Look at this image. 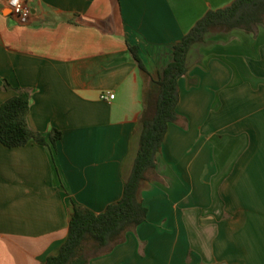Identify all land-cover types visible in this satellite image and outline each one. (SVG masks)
I'll use <instances>...</instances> for the list:
<instances>
[{
  "label": "crops",
  "instance_id": "1",
  "mask_svg": "<svg viewBox=\"0 0 264 264\" xmlns=\"http://www.w3.org/2000/svg\"><path fill=\"white\" fill-rule=\"evenodd\" d=\"M232 1L23 0L20 24L0 0V104L27 89V124L46 138L0 142V264H44L72 204L100 213L121 198L150 79L208 9ZM186 67L178 118L139 188L146 219L88 264H264L262 24L211 29Z\"/></svg>",
  "mask_w": 264,
  "mask_h": 264
},
{
  "label": "trees",
  "instance_id": "2",
  "mask_svg": "<svg viewBox=\"0 0 264 264\" xmlns=\"http://www.w3.org/2000/svg\"><path fill=\"white\" fill-rule=\"evenodd\" d=\"M262 23L264 0H233L224 7L208 9L173 45L172 60L156 79H150V86L144 90L139 146L121 198L100 213L72 204L67 236L57 253L48 255L44 264H88L92 258L122 243L126 232L145 221L147 208L139 198V188L156 166L168 124L178 118V79L187 71L188 51L193 44L202 41L211 29L240 28L256 32L257 26ZM129 51L140 70L146 73L137 53L138 48L129 45ZM28 109L29 91L22 88L16 89L14 96L0 104V142L4 146L18 147L30 141L46 144L45 136L28 126ZM60 138L61 132L53 129L48 141L54 146Z\"/></svg>",
  "mask_w": 264,
  "mask_h": 264
},
{
  "label": "built area",
  "instance_id": "3",
  "mask_svg": "<svg viewBox=\"0 0 264 264\" xmlns=\"http://www.w3.org/2000/svg\"><path fill=\"white\" fill-rule=\"evenodd\" d=\"M8 5L11 9V13L16 18L17 22L20 24H26L30 19V9L23 2V0H8ZM102 99H112L113 94H102L100 95Z\"/></svg>",
  "mask_w": 264,
  "mask_h": 264
},
{
  "label": "water",
  "instance_id": "4",
  "mask_svg": "<svg viewBox=\"0 0 264 264\" xmlns=\"http://www.w3.org/2000/svg\"><path fill=\"white\" fill-rule=\"evenodd\" d=\"M218 264H227L226 262H220V263H218Z\"/></svg>",
  "mask_w": 264,
  "mask_h": 264
},
{
  "label": "rangeland",
  "instance_id": "5",
  "mask_svg": "<svg viewBox=\"0 0 264 264\" xmlns=\"http://www.w3.org/2000/svg\"><path fill=\"white\" fill-rule=\"evenodd\" d=\"M262 28H264V23H262Z\"/></svg>",
  "mask_w": 264,
  "mask_h": 264
}]
</instances>
